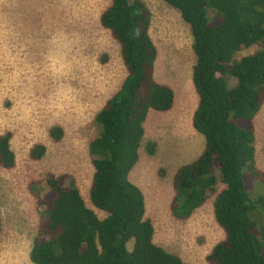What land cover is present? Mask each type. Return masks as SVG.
<instances>
[{"label": "trees", "instance_id": "1", "mask_svg": "<svg viewBox=\"0 0 264 264\" xmlns=\"http://www.w3.org/2000/svg\"><path fill=\"white\" fill-rule=\"evenodd\" d=\"M164 2L190 28L192 85L198 99L192 127L204 138L202 153L172 177L170 213L179 221L189 219L221 183L213 217L223 239L207 254L206 263L264 264V222L257 221L264 220V201L253 200L250 193L252 175L264 183L254 146V120L264 104V0ZM151 21L141 0H110L99 17L119 45L126 71L119 90L96 114L98 136L88 146L94 169L89 201L104 218L85 205L72 181L65 185L66 176H47L46 193L37 197L44 217L29 254L32 264H188L153 243L143 192L129 180L148 112H167L174 103L173 90L154 78L158 51ZM253 46L259 50L235 59ZM231 80L235 84L229 87ZM50 137L59 141L61 129L53 127ZM10 139V133L0 135L4 169L16 164ZM146 150L153 155L155 145L147 144ZM45 151L37 144L29 156L40 160Z\"/></svg>", "mask_w": 264, "mask_h": 264}, {"label": "rangeland", "instance_id": "2", "mask_svg": "<svg viewBox=\"0 0 264 264\" xmlns=\"http://www.w3.org/2000/svg\"><path fill=\"white\" fill-rule=\"evenodd\" d=\"M141 1L152 14L150 36L158 51L154 78L173 90L174 103L167 112H148L129 180L143 192L153 243L185 263L207 264L205 257L223 239L213 217L221 183L189 219L176 220L169 210L175 171L196 160L204 148L203 136L192 127L198 99L192 85L190 28L164 0ZM109 4L0 0V135L11 134L16 163L12 169L0 166V249H13L23 241L30 252L44 217L37 197L46 193L47 176H66L65 185L72 181L85 205L104 218L89 201L94 169L88 146L98 136L96 114L126 76L119 45L99 22ZM257 50H242L235 59ZM234 84L228 82L229 87ZM254 126L256 167L264 174V104ZM53 127L62 131L59 141L50 137ZM149 143L155 145L153 155L146 150ZM37 144L46 151L40 160H32L29 152ZM250 193L253 200L264 201V183L258 176H251ZM132 245L129 242V250ZM0 264H15L9 251L0 252Z\"/></svg>", "mask_w": 264, "mask_h": 264}, {"label": "crops", "instance_id": "3", "mask_svg": "<svg viewBox=\"0 0 264 264\" xmlns=\"http://www.w3.org/2000/svg\"><path fill=\"white\" fill-rule=\"evenodd\" d=\"M27 247V242L23 243V241H20L17 246H13V249H0V252L9 251L15 264H32L29 259L30 252L27 250Z\"/></svg>", "mask_w": 264, "mask_h": 264}, {"label": "clouds", "instance_id": "4", "mask_svg": "<svg viewBox=\"0 0 264 264\" xmlns=\"http://www.w3.org/2000/svg\"><path fill=\"white\" fill-rule=\"evenodd\" d=\"M30 259V258H29Z\"/></svg>", "mask_w": 264, "mask_h": 264}]
</instances>
